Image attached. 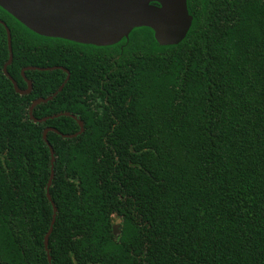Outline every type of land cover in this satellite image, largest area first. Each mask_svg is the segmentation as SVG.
Listing matches in <instances>:
<instances>
[{
  "label": "trees",
  "instance_id": "1",
  "mask_svg": "<svg viewBox=\"0 0 264 264\" xmlns=\"http://www.w3.org/2000/svg\"><path fill=\"white\" fill-rule=\"evenodd\" d=\"M177 46L93 47L0 9V264H264V0H187ZM77 121L83 123L82 134ZM54 152L53 178L50 153ZM49 193L56 208L52 221ZM118 222V234L113 225ZM48 256L50 262H48Z\"/></svg>",
  "mask_w": 264,
  "mask_h": 264
},
{
  "label": "water",
  "instance_id": "2",
  "mask_svg": "<svg viewBox=\"0 0 264 264\" xmlns=\"http://www.w3.org/2000/svg\"><path fill=\"white\" fill-rule=\"evenodd\" d=\"M0 9L10 15L19 24L37 36L51 39H60L75 44L93 47H111L122 40H128L130 33L135 29L147 28L152 31L153 39L159 47L177 46L187 36L193 18L188 11L187 0H0ZM7 37L8 60L3 72L11 81L14 90L27 95L31 92V83L26 81L27 89L18 90L15 81L8 75L6 69L12 62L11 35L5 23L0 21ZM53 68L28 67L27 70L52 71ZM66 73L64 82L46 99H36L29 108V118L34 123H42L49 118L37 120L32 112L35 106L45 104L57 96L69 80V72ZM69 116V113H60L53 118ZM80 130L74 135H62L63 138H73L83 133V123L77 121ZM49 131L60 133L54 129H46L43 139L50 151L51 174L47 183L50 187L54 162L53 150L46 139ZM46 197L51 203L53 215L48 233L44 238L45 250L48 253V238L55 222L56 208L51 202L49 193ZM116 235V227H113ZM48 262L50 257L48 256Z\"/></svg>",
  "mask_w": 264,
  "mask_h": 264
},
{
  "label": "flooded vegetation",
  "instance_id": "3",
  "mask_svg": "<svg viewBox=\"0 0 264 264\" xmlns=\"http://www.w3.org/2000/svg\"><path fill=\"white\" fill-rule=\"evenodd\" d=\"M0 21L2 22V20H0ZM6 41H7V37H6ZM7 49H8V47H7ZM11 49H12V48H11ZM12 55H13V54H12ZM12 59H13V58H12ZM7 60H8V59H7ZM7 60H6V61H7ZM5 63H6V62H5ZM5 63H4L3 66H2V73H3L4 76H5V74H4V72H3V67H4ZM11 63H12V62H11ZM10 65H11V64H10ZM10 65H9V66H10ZM7 68H8V66H7ZM25 68H28V67H25ZM25 68H22L21 71H20V76L22 77V79H23V81H24V83H25V89H20V88L18 87V85H17V82H16V81H15V80H14V79L8 74V75H9V76L15 81L16 86H17L18 90H20V91H25V90L27 89L26 81H29L28 79H26V77H25V75H24L26 71H24V72L22 73V71H23ZM36 68H39V67H36ZM51 68H53V67H51ZM59 68H62V67H58V69H59ZM62 69H63V68H62ZM56 70H57V69H56ZM60 70H61V69H60ZM65 70H66V69H65ZM6 71H7V69H6ZM27 71H38V70H27ZM52 71H53V70H52ZM62 71H63V70H62ZM7 73H8V72H7ZM65 74H66V73H65ZM5 77H6V76H5ZM6 78H7V77H6ZM7 79H8V78H7ZM8 80H9V79H8ZM9 81H10V80H9ZM29 82L31 83V81H29ZM10 83H11V81H10ZM11 84H12V83H11ZM12 87H13V85H12ZM13 89H14V87H13ZM31 89H32V83H31ZM14 91H15V90H14ZM15 93L18 94V95H20V96H24V95H21V94L17 93L16 91H15ZM27 95H28V94H27ZM47 98H48V97H47ZM45 99H46V98H45ZM32 103H33V102H32ZM32 103H31V104H32ZM47 103H48V102H47ZM39 105H40V104H39ZM30 106H31V105H30ZM37 106H38V105H37ZM35 107H36V106H35ZM29 108H30V107H29ZM33 110H34V109H33ZM32 115H33V112H32ZM28 116H29V111H28ZM33 117H34V116H33ZM48 118H49V119H52L51 117H48ZM29 119H30V118H29ZM43 119H44V118H43ZM37 120H38V119H37ZM40 120H42V119H40ZM31 121H32V120H31ZM44 122H45V121H44ZM42 123H43V122H42ZM49 132H51V131H49ZM46 139H47V135H46ZM43 140H44V139H43ZM47 142H48V141H47ZM45 144H46V143H45ZM49 145H50V144H49ZM48 149H49V148H48ZM52 150H53V149H52ZM49 153H50V151H49ZM53 157H54V152H53ZM50 162H51V157H50ZM53 163H54V162H53ZM52 171H53V166H52ZM50 186H51V185H50ZM46 194H47V193H46ZM52 211H53V210H52ZM55 215H56V214H55ZM113 227H116V232H117L116 235H117V234H118V231H117V230H118V224H114ZM113 233H114V231H113ZM114 235H115V234H114Z\"/></svg>",
  "mask_w": 264,
  "mask_h": 264
},
{
  "label": "rangeland",
  "instance_id": "4",
  "mask_svg": "<svg viewBox=\"0 0 264 264\" xmlns=\"http://www.w3.org/2000/svg\"><path fill=\"white\" fill-rule=\"evenodd\" d=\"M118 222H119V221L116 220V221H115V224H118Z\"/></svg>",
  "mask_w": 264,
  "mask_h": 264
}]
</instances>
